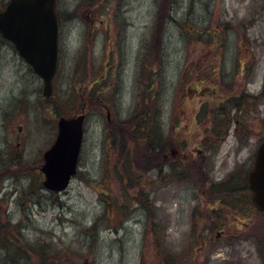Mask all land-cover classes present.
<instances>
[{
  "label": "rangeland",
  "instance_id": "obj_1",
  "mask_svg": "<svg viewBox=\"0 0 264 264\" xmlns=\"http://www.w3.org/2000/svg\"><path fill=\"white\" fill-rule=\"evenodd\" d=\"M57 13L51 100L0 39V264H264V214L220 199L264 138V0H57ZM83 108L78 172L49 191L43 153ZM144 126L170 157L145 154Z\"/></svg>",
  "mask_w": 264,
  "mask_h": 264
},
{
  "label": "water",
  "instance_id": "obj_2",
  "mask_svg": "<svg viewBox=\"0 0 264 264\" xmlns=\"http://www.w3.org/2000/svg\"><path fill=\"white\" fill-rule=\"evenodd\" d=\"M56 0H10L0 10V32L12 41L19 54L44 80L43 94L49 97L58 61L59 22ZM85 114L60 117L53 144L44 152L42 171L44 186L49 190H65L77 173L84 137ZM248 184L254 192L253 201L264 211V140L260 143ZM219 236V234H218Z\"/></svg>",
  "mask_w": 264,
  "mask_h": 264
},
{
  "label": "trees",
  "instance_id": "obj_3",
  "mask_svg": "<svg viewBox=\"0 0 264 264\" xmlns=\"http://www.w3.org/2000/svg\"><path fill=\"white\" fill-rule=\"evenodd\" d=\"M0 39H2L1 38V36H0ZM235 104L237 105V107L239 106V104L238 103H236L235 102ZM159 108V107H158ZM138 111H136V113H137ZM126 128H128V129H133V131H134V129H135V127L134 126H127ZM146 128H149V127H147V126H144V127H142L141 129L142 130H138L137 129V131L135 132V133H137L138 135H140L141 136V138L143 139V141H145L146 142V144H147V148H146V150H148L147 152H145V154L146 155H150L154 150H156V151H158V152H161L162 150H161V148H160V146H161V143H163V142H165L164 141V135H159V132L157 131V130H155L154 128H149V129H147V130H149V131H146L145 129ZM133 131H130V133L131 132H133ZM111 139H112V143H113V141H115L116 140V138H115V136H111ZM124 142V141H123ZM123 142H122V144H123ZM125 143V142H124ZM163 152V151H162ZM148 159H146V161H147ZM149 160H151V158L149 159ZM144 168H145V166H144ZM163 167H159V169L161 170ZM216 185V184H215ZM215 185H213L212 187H210V188H212V192L213 193H215V194H217L218 195V193H220V191H219V188L218 187H216ZM245 185H246V188H248V185H247V181L245 180L242 184L241 183H238L237 185H234V186H232V187H230V188H228L227 187V189L226 190H224L223 192H225L224 193V195H221L220 196V199H222V198H224V197H226V196H228L229 198H233L234 200H236V199H243L242 198V196H240V194H239V192H240V190H241V188H245ZM211 186V185H210ZM214 187V188H213ZM239 191V192H238ZM227 193V194H226ZM226 195V196H225ZM219 196H217V198H218ZM246 201H251L250 199H247V197L245 196V198H244ZM251 203H252V201H251ZM260 213H262V214H264V212H260ZM259 226L261 227V230H262V232L259 234V236H262V239H261V243H262V245L264 246V222H260L259 223ZM8 246H10V245H7V247ZM17 250V249H16Z\"/></svg>",
  "mask_w": 264,
  "mask_h": 264
},
{
  "label": "flooded vegetation",
  "instance_id": "obj_4",
  "mask_svg": "<svg viewBox=\"0 0 264 264\" xmlns=\"http://www.w3.org/2000/svg\"><path fill=\"white\" fill-rule=\"evenodd\" d=\"M6 41V40H5ZM10 43V42H9ZM85 108H83V110H84ZM87 116H88V114H87V112H86V119H85V122H86V120H87ZM172 144V143H171ZM170 148H171V150H170ZM170 148L168 149V150H170V151H172L173 152V154L174 153H176V151L174 150V145H170ZM161 153H164V152H162L161 151ZM166 154V157H170V153L168 152V153H164V155ZM178 156V155H177ZM186 156V155H185ZM164 157V156H163ZM173 165H175V164H173ZM187 175H188V172H186L185 173V176L187 177ZM210 185L211 186H213V185H215V183H210ZM248 185V184H247ZM239 192V191H238ZM239 194H240V196H242V198L244 199L245 198V196L247 197V199H250V200H252V196H253V193H252V191L250 190V188L248 187V188H246V185H245V188H241V190H240V192H239ZM256 209V208H255ZM256 211H257V209H256ZM258 212V211H257Z\"/></svg>",
  "mask_w": 264,
  "mask_h": 264
},
{
  "label": "bare ground",
  "instance_id": "obj_5",
  "mask_svg": "<svg viewBox=\"0 0 264 264\" xmlns=\"http://www.w3.org/2000/svg\"><path fill=\"white\" fill-rule=\"evenodd\" d=\"M8 3H9V1L3 7L0 6V10H4L7 7ZM59 24H60V22H59Z\"/></svg>",
  "mask_w": 264,
  "mask_h": 264
}]
</instances>
